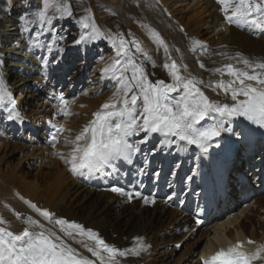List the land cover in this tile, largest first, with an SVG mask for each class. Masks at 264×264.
<instances>
[{
  "label": "bare ground",
  "instance_id": "6f19581e",
  "mask_svg": "<svg viewBox=\"0 0 264 264\" xmlns=\"http://www.w3.org/2000/svg\"><path fill=\"white\" fill-rule=\"evenodd\" d=\"M130 1V4H126L127 0L109 2V10L114 15L112 24L117 26L119 34L128 41L136 39L138 35L140 39L136 40L156 64L155 68L146 64L147 71L155 73L149 77L152 80L165 79L171 82L162 68L166 59L164 48L153 40L149 28L159 33L168 45L172 59L178 64L187 65V71L182 69L181 74L195 76L205 84L230 79L227 75L222 77L211 71L227 63L237 64L236 60H229L220 53L233 56L239 52L250 60H264V32L228 24L217 0ZM39 7L40 4L34 1L21 5L12 4V0L0 1V61L3 62L0 64V74L7 91L15 100L16 109L24 118L22 123L9 121L6 118L7 112L0 109V217L5 221L0 227L20 233L27 226L26 218L31 216L61 235L80 256L96 261L97 264L99 258L92 256L84 247V244L93 242L79 236L75 239L64 237L58 226L49 224L25 201L32 204L36 202L38 208L49 210L56 218L99 232V237H104L109 245L119 249L139 247L135 238L142 237L143 244L148 247L140 250L138 256L129 254L120 257L119 264H203L214 252L225 248L223 239L231 240L232 247L236 246V240H243V247L248 254L255 253L264 245V193L253 197L245 208L239 202L232 201L230 204L233 209L230 210L227 206L220 222L206 227L193 224L189 213L190 202L186 199L177 203L172 201L180 196L184 180L201 163L198 150L185 142L175 140L170 146L151 152L163 140V137L153 134L148 143L141 146L144 152H150L146 166L144 157L136 154L132 164L118 162V170H113L110 175H77L70 170V165L59 155H67L71 151V145H65V139L73 140L115 91L114 82L101 74L105 63L115 56V48L110 40L107 46L101 45L105 36L112 35L113 32L96 15L95 23L105 36L96 39L93 47L91 42L83 47L71 48L69 46L79 37L80 32L88 30L82 29L76 21L68 23L61 31L66 39H70L64 46L65 56L61 67L57 66L50 71L48 67L45 70L42 63L45 49L32 45L29 33L22 30L23 21L20 20L22 14ZM179 9L183 10V19L176 16L175 11ZM105 18L103 16L106 22ZM192 24H197V31L190 29ZM181 25L185 30L181 31ZM75 31L79 33L78 36L72 37L75 36ZM193 41H199L208 51L205 52L198 45L193 51ZM101 55L104 57L103 62L99 60ZM80 59L83 62L75 63ZM48 61L50 63L51 59ZM199 62H203L205 68H201ZM73 66L74 75L66 77L68 69ZM237 66L243 67L242 64ZM35 82L36 90L32 92L30 88ZM198 87L210 99L231 103L230 98H226L222 92L217 95L219 89L214 91L211 87ZM61 93L68 101L66 116L60 112L65 106L56 98ZM247 122L242 117L234 118L225 127L245 130ZM53 125L66 129L57 135L55 147L51 143L52 136L56 134ZM7 135L21 142H11ZM143 136L144 133H140L130 140L139 141ZM253 153L254 151L249 159ZM17 154H22V158L14 166L11 159ZM263 154L264 146L260 155ZM171 155L174 158L166 175H155ZM142 167L145 168L142 173L145 180L161 187L162 196H135V187L142 175L138 174V170ZM260 168V165L255 167L259 179L262 177ZM178 184L181 185L180 189H176ZM232 184L231 180L230 186ZM113 187L132 192V198L111 191ZM145 197L149 201L154 199L155 202L145 204ZM17 213L21 215L18 217ZM247 238H253L257 243L250 244ZM204 239L203 246L198 249ZM182 240H185L187 246L178 258L173 259V252L176 250L174 247L177 246H173V243L177 244ZM149 250L151 252L147 254ZM253 264H264V251L261 252V259L253 261Z\"/></svg>",
  "mask_w": 264,
  "mask_h": 264
},
{
  "label": "snow or ice",
  "instance_id": "6c2138e0",
  "mask_svg": "<svg viewBox=\"0 0 264 264\" xmlns=\"http://www.w3.org/2000/svg\"><path fill=\"white\" fill-rule=\"evenodd\" d=\"M221 5V12L228 24L238 27L247 26L253 30L264 32V0H217ZM89 15L81 17L76 22L82 29L79 37L74 39L69 46H86L99 37L105 36L100 27L95 23L94 14L90 9H85ZM65 18H74L71 5L68 0H41V7L33 12L21 15L23 31L28 32L34 47H47L52 50L53 44L57 45V58L53 63L60 64L64 59L65 48L59 46L61 41H66L63 32L52 36L55 30L54 21ZM32 25H38L35 37H32ZM142 27H148L142 25ZM49 31L51 43L39 44V37L45 29ZM153 40L165 51V62L162 68L171 82L165 79H150L146 64L156 67L155 61L151 60L140 42L135 38L131 41L125 39L122 34L108 35L114 48L115 56L105 63L101 74L114 82L115 91L108 102L101 106V110L93 114V119L75 136L73 140L65 139V145H71V151L65 155L59 153L60 158L70 165V170L77 175H92L101 173L110 175L113 170H118L117 163L132 164L136 154L144 157L145 166L148 163L150 152H144L142 145L148 143L153 134L163 137L159 147L151 152L168 147L179 140L186 145H195L203 154H207L208 148L216 142L222 132H229L235 137L246 136L243 128L234 130L226 128L225 124H231L234 118H244L252 125L264 129V60H250L239 52L233 56L220 53L229 60H236L237 64L227 63L211 71L219 73L222 77L227 75L230 79H221L214 84H205L203 80L195 76H185L181 70L187 71L186 64H178L171 58L168 45L154 29H148ZM183 31V29H181ZM207 52L206 46L199 41H193V51L196 46ZM134 49V50H133ZM179 51V49H176ZM142 57V59H141ZM101 62L104 57H99ZM3 62L0 61V64ZM45 70L49 67V61L42 57ZM201 68H205L203 62H199ZM74 70V66L68 69V74ZM254 82V83H253ZM211 87L230 98L231 103L220 102L210 99L201 87ZM176 95H173V94ZM243 97V99H240ZM65 107L60 109L63 115H68V101L61 93L56 97ZM0 109L7 112L9 121L23 122V117L15 107V100L4 85L0 74ZM204 122L203 124L201 122ZM56 134L52 136L51 143L55 147L57 135L66 131L62 126L53 125ZM144 133L139 141H131L130 138ZM169 138H175L169 139ZM107 170V171H105ZM145 168H140L138 174H142ZM155 175H158L155 174ZM191 179V178H189ZM113 192L132 198V192L113 187ZM136 192L135 196H140ZM154 203L144 198V203ZM35 212L42 216L49 224L58 226L59 232L64 237L76 236L86 238L92 244H84L92 256L99 258V264H119V258L126 255H139V251L146 249L142 237H136L139 247L119 249L109 245L99 234L92 229H85L83 225L69 222L63 218H56L55 214L47 209H40L30 201H25ZM18 217L21 215L16 214ZM200 221L197 220V223ZM5 221L0 217V224ZM27 225L20 233L0 227V264H97L87 257L80 256L78 251L71 247L65 239L56 231L46 228L39 220L28 216L25 220ZM83 243V239L81 240ZM248 243H254L249 240ZM241 244L227 249H221L210 259L204 260L203 264H253V261L261 259L264 245L252 254L242 250ZM79 256V258H77Z\"/></svg>",
  "mask_w": 264,
  "mask_h": 264
},
{
  "label": "rangeland",
  "instance_id": "374dc122",
  "mask_svg": "<svg viewBox=\"0 0 264 264\" xmlns=\"http://www.w3.org/2000/svg\"><path fill=\"white\" fill-rule=\"evenodd\" d=\"M1 1V0H0ZM30 1H34V2H36V3H39L40 4V7H41V0H12V4H14V5H21L22 3H28V2H30ZM111 0H68V3L71 5V7H72V11H73V17L74 18H65V19H63V20H57V21H54V23H55V30L54 31H52V33H51V35L52 36H57V34L59 33V32H61L62 31V29H64V27L68 24V23H70V22H75V21H77V20H79L81 17H84V16H87V15H89V12H87V11H85V9H90L91 10V12L92 13H95L94 14V16H96V15H98L99 16V19L100 20H102L103 22H104V24H106V27H107V25H108V29L109 30H111L112 32H113V34H119V29L117 28V26L116 25H114V24H112V22H113V20H114V15L110 12V10H109V2H110ZM170 1H173V0H170ZM130 0H127V3L126 4H130ZM104 4V5H103ZM170 5H172V3L170 4ZM104 8V9H103ZM28 12H30V11H28ZM31 12H33V11H31ZM183 10L182 9H179V10H176L175 11V13H176V16L177 17H179V19H183V17H182V15H183ZM91 13V14H92ZM120 15V14H119ZM103 16L104 17H106L105 18V20H106V22L103 20ZM184 16V15H183ZM98 19V20H99ZM61 24V25H60ZM77 25H78V23H77ZM98 25V24H97ZM111 27V28H110ZM197 24H192L191 25V27H190V29H193V30H196L197 31ZM31 30H32V37L34 38L35 37V33H36V31H39L40 29H39V26L38 25H32L31 26ZM75 33V36L73 35L72 37H77L78 36V34L79 33H77L76 31L74 32ZM112 34V35H113ZM108 35H106L105 36V38L103 39V41H102V43H101V45L102 46H107L108 45V42H109V39H107L106 37H107ZM29 38H30V36H29ZM31 39V38H30ZM136 39H140L139 37H138V35L136 36ZM70 41V39H66V41H61L60 42V44H59V46H61V47H64V46H66L67 45V43ZM38 42H40L41 44H45V45H47L48 43H51V40L49 39V31H48V29L46 28L45 30H44V32H43V34L39 37V40H38ZM104 44V45H103ZM96 45V40L95 41H92V47L93 46H95ZM56 47H57V45H55V44H53V46H52V50L51 51H49L48 50V48L45 46L44 47V51H43V54L44 55H42V57L44 58V59H47V60H49V59H51V61H50V63H49V65H51V66H49V71L50 70H54V69H56L57 68V66L58 67H61V63L63 62V60H62V62L60 63V64H56L55 65V63H53V60H54V58H57V52H56ZM53 55V57H51ZM63 55V57L65 56V54L63 53L62 54ZM72 55V54H71ZM51 62H52V64H51ZM81 62H83V60L82 59H80L79 61L77 60V62H75V63H81ZM53 65H55V66H53ZM77 65V64H76ZM76 65H75V67H76ZM52 73H54V74H57L56 72H52ZM74 75L73 74V72H71V74L69 75L68 73H67V75H66V77H72V76ZM70 82V81H69ZM70 84V83H69ZM68 84V85H69ZM66 87H68V86H66ZM30 90L33 92L34 90H36V82L33 84V85H31V88H30ZM81 92H82V90H81ZM104 93V92H103ZM7 137H8V139L11 141V142H17L18 140H16V138L14 139L11 135H7ZM21 139V138H20ZM8 140V141H9ZM16 140V141H15ZM23 140V139H22ZM18 142H21V141H18ZM21 158H22V154H17V155H14V157H13V159H11V163L14 165V166H16L18 163H19V160H21ZM35 205H36V202L34 203ZM186 240V239H185ZM185 240H183V241H181L177 246H175L174 248H176V250H174V252H173V259H176V258H178V256L180 255V253H181V251L184 249V248H186V246H187V244H185ZM204 242H205V239L204 240H202L201 241V243H200V245H199V247H198V249H200L202 246H203V244H204ZM195 256H197V254H195ZM187 258H185V260H186Z\"/></svg>",
  "mask_w": 264,
  "mask_h": 264
}]
</instances>
